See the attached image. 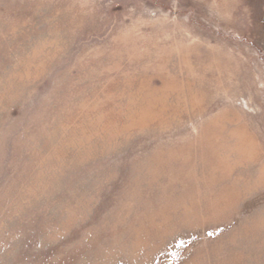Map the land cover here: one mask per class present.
<instances>
[{"label":"rangeland","instance_id":"rangeland-1","mask_svg":"<svg viewBox=\"0 0 264 264\" xmlns=\"http://www.w3.org/2000/svg\"><path fill=\"white\" fill-rule=\"evenodd\" d=\"M0 264H264V0H0Z\"/></svg>","mask_w":264,"mask_h":264},{"label":"bare ground","instance_id":"bare-ground-1","mask_svg":"<svg viewBox=\"0 0 264 264\" xmlns=\"http://www.w3.org/2000/svg\"><path fill=\"white\" fill-rule=\"evenodd\" d=\"M105 140H109V138H106Z\"/></svg>","mask_w":264,"mask_h":264}]
</instances>
